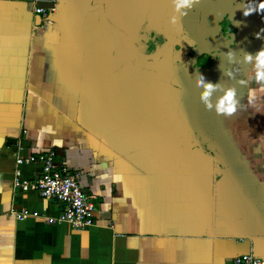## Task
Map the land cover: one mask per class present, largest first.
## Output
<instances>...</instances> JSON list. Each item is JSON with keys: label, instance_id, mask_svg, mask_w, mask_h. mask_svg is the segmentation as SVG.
<instances>
[{"label": "crops", "instance_id": "0c3cea01", "mask_svg": "<svg viewBox=\"0 0 264 264\" xmlns=\"http://www.w3.org/2000/svg\"><path fill=\"white\" fill-rule=\"evenodd\" d=\"M92 3L144 53L170 35L181 46L137 59L99 24L97 10L0 0V264L264 257V82L239 55L264 48V12L245 16L238 7L260 0H199L176 24L172 0ZM197 72L222 85L213 101L236 89L234 115L205 109ZM17 147L22 155L52 149L79 173L94 206L91 226L47 222L60 211L56 201L12 189ZM21 170L31 178L38 166ZM21 208L41 215L14 219Z\"/></svg>", "mask_w": 264, "mask_h": 264}, {"label": "built area", "instance_id": "2783aa9c", "mask_svg": "<svg viewBox=\"0 0 264 264\" xmlns=\"http://www.w3.org/2000/svg\"><path fill=\"white\" fill-rule=\"evenodd\" d=\"M34 12L45 15L42 7H34ZM20 147L14 154V168L12 170L11 187L20 191H33L41 198L52 199L60 206L56 218H47V222L63 221L74 229H84L93 224L94 206L78 183L77 171L69 170L63 166L56 152L52 149L35 154L22 155ZM37 165L38 172L31 178L22 176L21 167ZM16 220L26 217L40 216L37 211L27 208L11 211ZM233 264H264V258L250 252L235 255Z\"/></svg>", "mask_w": 264, "mask_h": 264}, {"label": "clouds", "instance_id": "9594fccd", "mask_svg": "<svg viewBox=\"0 0 264 264\" xmlns=\"http://www.w3.org/2000/svg\"><path fill=\"white\" fill-rule=\"evenodd\" d=\"M172 3L174 5V15L170 18V23L176 24L181 17L187 15L188 10H190L194 4L199 3V0H172ZM238 7L242 8L243 14L245 16H248L253 12H264V0H260L258 6L244 7L243 5H239ZM177 13H179V15H177ZM257 36H259V33ZM225 55L229 58L230 62H232L237 56V53L229 50L225 53ZM239 55H241L246 62H255V78L258 82H264V48H261L255 54L241 52ZM223 72L225 75H229L231 78V74L228 71L223 69ZM196 86L201 89L199 97L206 110H214L217 115L228 117L234 115L237 112L240 101L237 98L235 88H225L222 95L218 96L215 101H213L211 99L213 92L218 87H222V85L219 82L214 84L210 81H207L205 77L199 72L196 73ZM260 90L264 91V87H262Z\"/></svg>", "mask_w": 264, "mask_h": 264}, {"label": "water", "instance_id": "95a60500", "mask_svg": "<svg viewBox=\"0 0 264 264\" xmlns=\"http://www.w3.org/2000/svg\"><path fill=\"white\" fill-rule=\"evenodd\" d=\"M64 3L70 4L72 6L76 4L81 5V7L86 12H89L91 10H97V19H98L99 24L102 27L106 28L108 31H110L113 35L117 36L122 44V47L125 50H127L134 58L142 59V60H156L159 58V56L164 52V50L169 45L173 46L174 44H176V45L181 46L177 38L174 35H170L167 38V41L161 40L160 43H157L156 46H154V49L151 52L144 53L143 51L139 50L138 43L131 40L123 30L115 27L110 21L107 20V18L104 15L103 8L99 4H93V3L91 4V0H50L49 8L57 11L58 9L57 5L64 4ZM181 117L187 129H189L188 123L184 120L183 116Z\"/></svg>", "mask_w": 264, "mask_h": 264}]
</instances>
